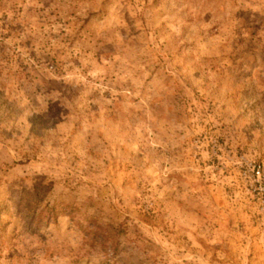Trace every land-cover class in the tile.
Masks as SVG:
<instances>
[{
	"label": "rangeland",
	"instance_id": "obj_1",
	"mask_svg": "<svg viewBox=\"0 0 264 264\" xmlns=\"http://www.w3.org/2000/svg\"><path fill=\"white\" fill-rule=\"evenodd\" d=\"M264 0H0V264H264Z\"/></svg>",
	"mask_w": 264,
	"mask_h": 264
},
{
	"label": "built area",
	"instance_id": "obj_2",
	"mask_svg": "<svg viewBox=\"0 0 264 264\" xmlns=\"http://www.w3.org/2000/svg\"><path fill=\"white\" fill-rule=\"evenodd\" d=\"M241 176L249 191L258 200L261 206V213H264V169L260 164L241 158L239 161Z\"/></svg>",
	"mask_w": 264,
	"mask_h": 264
}]
</instances>
